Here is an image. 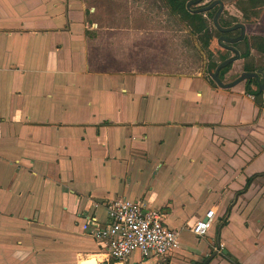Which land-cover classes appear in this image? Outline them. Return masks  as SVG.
Instances as JSON below:
<instances>
[{"label":"crops","instance_id":"obj_1","mask_svg":"<svg viewBox=\"0 0 264 264\" xmlns=\"http://www.w3.org/2000/svg\"><path fill=\"white\" fill-rule=\"evenodd\" d=\"M89 14L87 0H0V264H129L82 230L86 213L106 224L117 198L179 235L215 210L216 240L199 259L179 247L169 264H264V103L180 60L172 72L96 69L91 51L135 61L139 44L117 34H163L112 21L92 50Z\"/></svg>","mask_w":264,"mask_h":264},{"label":"rangeland","instance_id":"obj_2","mask_svg":"<svg viewBox=\"0 0 264 264\" xmlns=\"http://www.w3.org/2000/svg\"><path fill=\"white\" fill-rule=\"evenodd\" d=\"M212 0H205L204 3L208 4ZM237 0H225V10L229 14L232 11L240 14L236 9ZM164 0H93V3H89L87 0V9L90 14L88 20L94 22L95 30L99 31L98 38L90 43V48L93 50L94 45L103 44L107 36L100 34L101 28L108 30L111 27V23H121L125 20L130 22L136 19L138 26L146 28L148 30H160L163 34L162 38L156 41L149 33H124L116 34L122 40V42H135L139 44V51L135 57V61L118 60V62L104 61L100 62L96 60L91 51V64L96 69L104 70H144L146 72H172L179 68V60L185 65L190 72L203 71L206 77H210L208 74V64L210 59L219 61L221 55L234 56L235 54L217 43V38L214 37L212 41V54L205 49L197 35L189 32L187 26L177 16H171L167 13V10L163 7ZM202 3V4H204ZM113 27V26H112ZM104 36V37H103ZM145 48V50H142ZM242 48H244L242 46ZM141 50V51H140ZM145 53L143 58L147 61L145 65H141L138 62V58ZM161 52V55H157ZM255 60L259 65H264V56L255 55ZM157 60V61H156ZM159 63L153 65L155 63ZM243 61L237 60L231 63L229 66L231 70L226 75V80L230 81L241 73ZM240 181V179H238ZM203 185V184H202ZM240 185V184H239ZM180 229V248L178 250H184L186 256L190 258L199 259L201 256V249L207 248L210 242L215 241L212 233L216 235V229H211L210 233L201 238L195 237L187 228L179 227ZM140 258V254L135 252L130 259L129 264H135ZM194 262V261H193ZM186 261H181V264H185Z\"/></svg>","mask_w":264,"mask_h":264},{"label":"built area","instance_id":"obj_3","mask_svg":"<svg viewBox=\"0 0 264 264\" xmlns=\"http://www.w3.org/2000/svg\"><path fill=\"white\" fill-rule=\"evenodd\" d=\"M104 206L108 222L101 225L95 214L86 213L82 230L102 242L107 258L123 261L138 252V263L169 264L172 252L180 247L179 232L164 223L161 212L128 198L108 200ZM215 215L214 209L208 210L190 230L204 237L212 228Z\"/></svg>","mask_w":264,"mask_h":264},{"label":"flooded vegetation","instance_id":"obj_4","mask_svg":"<svg viewBox=\"0 0 264 264\" xmlns=\"http://www.w3.org/2000/svg\"><path fill=\"white\" fill-rule=\"evenodd\" d=\"M204 1L205 0H190L189 2H193V3H192V5L190 7H188V4H189V2H188L187 8L193 13L194 12L195 13H202V12H207L209 10H216V13H215V16H216V14L218 13V11L221 8L220 3L214 5L211 8H208L214 1H217V0H212L208 4H205ZM221 1L224 4V8H223V10L221 11V13H220V15L218 17V24H219V19H220L221 16H224L225 18H228V19H231V18L234 17V18L237 19V21L235 23H233V25L228 26V27H222L220 24H219L220 27H218L215 24V22H214L215 21V16H214L213 20H210V21H211V23L212 22L214 23L215 27L217 28V30L219 32L217 33V31H215V29L212 30V32H213L212 40L210 42L209 47H207L205 49H207L210 54L213 53V51L211 50V48H212L211 46H212V41H213L214 37H216L217 38V43L219 45L224 47L226 50H229V51L233 52L235 55L230 57V56H227V55L223 54V55H221V59L219 61H215L214 59H210L209 60V64L212 61H215V62L218 63V66H219V64H221L225 60H227L229 58H232V57H235L236 56V52L231 50V48L232 47L237 48L239 50V54H240L239 59H237V60H242L243 61L241 73L237 74L233 78V80L227 81L225 79L227 73L231 70L229 65L231 63H234L235 61H237V60H235V61H233L231 63H228V64L224 65L221 68V70H222L223 68L227 67L228 71L226 72L224 78H221V77L220 78L222 79V81L224 83H230V82H233L234 80H236L239 76H241L245 72H258L259 70H262V72L259 73V77L258 78L251 77V78L246 79V80H244L242 82H245V90H246L247 81L250 80L251 82L249 84L251 85V87L254 90H257V91L260 90L261 91V95L258 96L259 102L264 103V89L261 86V85H264V65H259L258 62L255 60V56H254V54L255 55H259V56H264V53L258 51L254 47H251V57L245 58V57L242 56V52L245 50L246 45L252 43V38L254 36L264 37V34H249L248 32H249L251 27L247 28V24H253L254 22H256L260 18V15L264 14V9H263L264 8V0H237L235 9L240 14L232 11L231 14H229V16H227L228 12H227V10H225V0H221ZM202 3H204V4H202ZM203 8H207V9L206 10H201ZM198 10H201V11H198ZM262 24L264 25V23H262ZM237 25H240V26L236 27L233 30H226V31L222 30V29H227V28H230V27H233V26H237ZM212 28H213V26H212ZM237 39H239V40H237ZM242 46L244 48H242ZM223 58H225V59H223ZM246 61L255 64L257 66V69L255 71H246L244 69V65H245ZM209 64H208V68H209ZM215 70H213L212 72H209V70H208V74L210 75L209 79L211 81L213 80L214 82H215V80L213 79V73L215 72ZM219 76H220V72H219ZM253 96H254V98L256 100L255 95H253Z\"/></svg>","mask_w":264,"mask_h":264},{"label":"trees","instance_id":"obj_5","mask_svg":"<svg viewBox=\"0 0 264 264\" xmlns=\"http://www.w3.org/2000/svg\"><path fill=\"white\" fill-rule=\"evenodd\" d=\"M190 0H166V3L168 4L170 10L173 12L174 15H176L182 22L185 23L190 33L197 35L200 39V43L204 48L209 47L210 42L213 37L212 30L215 29L217 33L219 32L217 28L215 27L214 23L210 20H213L216 10H209L207 12L202 13H193L187 8V4ZM237 21L236 18H225L224 16H221L219 19V24L222 27H228L233 25ZM213 26V28H212ZM251 47H254L258 51L264 53V37L261 36H254L252 38V43L246 45L245 50L242 52V56L245 58L251 57ZM225 59V58H223ZM218 66V63L215 61H212L209 64V72H212L216 69ZM244 69L246 71H255L257 69V66L253 63H250L248 61L245 62ZM228 71V68L225 67L220 71V77L224 78L226 72ZM251 81H247L246 85V92L252 95H255L256 102L259 103L258 96L261 95L260 90H254L251 85L249 84ZM212 83H215L212 80ZM252 179L250 178L247 182L246 187L250 184V181Z\"/></svg>","mask_w":264,"mask_h":264},{"label":"water","instance_id":"obj_6","mask_svg":"<svg viewBox=\"0 0 264 264\" xmlns=\"http://www.w3.org/2000/svg\"><path fill=\"white\" fill-rule=\"evenodd\" d=\"M192 3L193 2H189V4H188V7H190L191 5H192ZM218 3H220V5H221V8H220V10L218 11V13L216 14V16H215V24L218 26V27H220L219 26V24H218V17H219V15H220V13H221V11L223 10V8H224V4H223V2L221 1V0H217V1H214L208 8H211V7H213L214 5H216V4H218ZM207 8H203V9H201V10H206ZM201 10H198V11H201ZM238 26H240V25H237V26H233V27H230V28H227V29H222V30H224V31H226V30H233V29H235L236 27H238ZM242 26V25H241ZM245 30V29H244ZM242 38V37H241ZM240 39V38H239ZM239 39H237V40H239ZM236 40V41H237ZM235 41V40H234ZM231 50H233V51H235L236 52V56L235 57H232V58H229V59H227V60H225L224 62H222L221 64H219V66L216 68V70H215V72L213 73V79L215 80V82L219 85V86H221V87H224V88H230V87H233V86H235V85H237L238 83H240V82H242V81H244V80H246V79H249V78H251V77H256V78H258L259 77V73H261L262 72V70H259L258 72H245V73H243L241 76H239L236 80H234L233 82H230V83H224L223 81H222V79L220 78V76H219V72H220V70H221V68L224 66V65H226V64H228V63H231V62H233V61H235V60H237V59H239V56H240V54H239V50L237 49V48H234V47H232L231 48ZM262 86V88L264 89V85H261ZM223 252H227L226 250H223ZM97 261H96V258L95 257H91V258H88L87 260H85L84 261V264H97L96 263Z\"/></svg>","mask_w":264,"mask_h":264}]
</instances>
